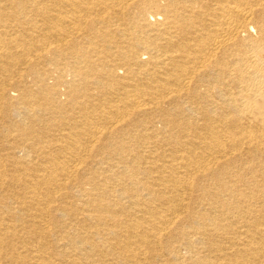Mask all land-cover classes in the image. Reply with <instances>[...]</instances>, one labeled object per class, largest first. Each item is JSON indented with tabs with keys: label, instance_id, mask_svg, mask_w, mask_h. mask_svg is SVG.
I'll return each instance as SVG.
<instances>
[{
	"label": "bare ground",
	"instance_id": "6f19581e",
	"mask_svg": "<svg viewBox=\"0 0 264 264\" xmlns=\"http://www.w3.org/2000/svg\"><path fill=\"white\" fill-rule=\"evenodd\" d=\"M0 264H264V0H0Z\"/></svg>",
	"mask_w": 264,
	"mask_h": 264
}]
</instances>
